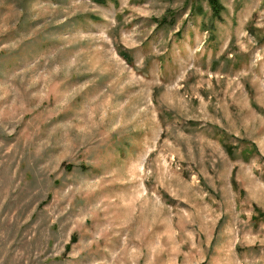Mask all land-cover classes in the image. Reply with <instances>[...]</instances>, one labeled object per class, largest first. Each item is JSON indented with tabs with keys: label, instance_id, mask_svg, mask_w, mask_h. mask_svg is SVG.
I'll return each instance as SVG.
<instances>
[{
	"label": "rangeland",
	"instance_id": "374dc122",
	"mask_svg": "<svg viewBox=\"0 0 264 264\" xmlns=\"http://www.w3.org/2000/svg\"><path fill=\"white\" fill-rule=\"evenodd\" d=\"M220 2L0 0V264H264V0Z\"/></svg>",
	"mask_w": 264,
	"mask_h": 264
},
{
	"label": "trees",
	"instance_id": "16d2710c",
	"mask_svg": "<svg viewBox=\"0 0 264 264\" xmlns=\"http://www.w3.org/2000/svg\"><path fill=\"white\" fill-rule=\"evenodd\" d=\"M207 1L213 10V16L217 17V18H221L220 13H221V10L223 9V6H222L220 0H207ZM100 2H102V0H100ZM196 10H197V7L195 5V12H196ZM167 22H168V20L165 19V20L160 21V24H166ZM124 54H126V53H124ZM258 211L260 214H263V213H261L260 210H258ZM73 241H76V238H73ZM69 248L70 247H68L67 250Z\"/></svg>",
	"mask_w": 264,
	"mask_h": 264
}]
</instances>
